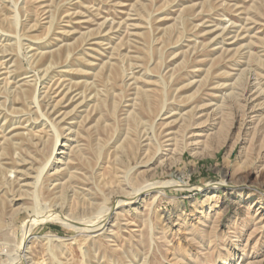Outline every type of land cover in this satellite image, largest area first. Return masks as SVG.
Segmentation results:
<instances>
[{"label": "rangeland", "instance_id": "374dc122", "mask_svg": "<svg viewBox=\"0 0 264 264\" xmlns=\"http://www.w3.org/2000/svg\"><path fill=\"white\" fill-rule=\"evenodd\" d=\"M14 261L264 264V0H0Z\"/></svg>", "mask_w": 264, "mask_h": 264}, {"label": "bare ground", "instance_id": "6f19581e", "mask_svg": "<svg viewBox=\"0 0 264 264\" xmlns=\"http://www.w3.org/2000/svg\"><path fill=\"white\" fill-rule=\"evenodd\" d=\"M163 107L164 108H162L163 110L164 109H167V105H163ZM162 110V111H163ZM160 115V114H159ZM161 116V115H160ZM168 119V118H167ZM196 138V137H195ZM197 139V138H196ZM59 148H61V145H60V143H58V145H57V149H56V154H58V155H61V154H63L62 152H60V153H58V151H59ZM60 163V162H59ZM50 164H51V161H49L48 163H47V165L41 170V173H40V175H39V181L41 180V178H42V176L44 175V172L46 171V169L48 168V167H50ZM152 186V185H151ZM151 186H148V187H144V189H141L140 191H137L136 192V195L139 197L140 195L141 196H144L146 193H148L150 190H152V188L153 187H151ZM154 186V185H153ZM221 186V185H220ZM140 196V197H141ZM136 197V196H135ZM39 207H41V206H39ZM38 207V208H39ZM40 209V208H39ZM39 209H35L34 210V213L37 215V217L39 216H41L42 214H44L45 212L42 210L43 208H41L40 209V211H39ZM42 210V211H41ZM44 212V213H43ZM43 216H45V214L43 215ZM42 217V216H41ZM50 217V216H49ZM55 217V216H54ZM31 227H30V225H27V227H26V231H25V239H27L28 238V236L30 235V229ZM24 239V240H25ZM27 245V244H26ZM20 255V254H19ZM16 259V258H15ZM12 264V263H11ZM13 264H16V261H14L13 262Z\"/></svg>", "mask_w": 264, "mask_h": 264}]
</instances>
